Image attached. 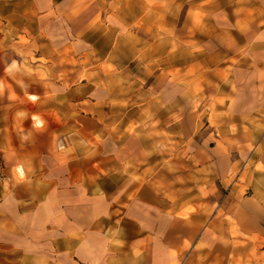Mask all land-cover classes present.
<instances>
[{
  "label": "rangeland",
  "instance_id": "374dc122",
  "mask_svg": "<svg viewBox=\"0 0 264 264\" xmlns=\"http://www.w3.org/2000/svg\"><path fill=\"white\" fill-rule=\"evenodd\" d=\"M93 1L0 0V264H77L71 238L133 264L145 234L154 264H264V209L246 198L264 170L249 136L264 127V11L199 0L184 42L175 10V57L122 42L101 58L111 43L84 39Z\"/></svg>",
  "mask_w": 264,
  "mask_h": 264
},
{
  "label": "crops",
  "instance_id": "0c3cea01",
  "mask_svg": "<svg viewBox=\"0 0 264 264\" xmlns=\"http://www.w3.org/2000/svg\"><path fill=\"white\" fill-rule=\"evenodd\" d=\"M195 2H190V0H94L92 3L87 2L84 8L91 9L96 13L93 12L92 14L94 23L86 25L84 39L91 43L101 41L111 43L107 51L97 49L95 55L101 58L118 56V52L121 50L118 43L122 42L135 43L134 50L130 49L133 53L127 55L128 57L140 59L173 58L175 57L173 43L175 41L174 30L177 19L175 10L179 12L182 10L187 11L186 17L181 21V41L184 42L186 41L184 38L186 35L184 34H187L185 26L190 25L189 11L197 7L200 10L209 8V6L205 7V5H201L199 0ZM73 8L77 9V7L71 5L70 9ZM212 8L221 11H251L252 13L249 17H253V11H264V0H215ZM103 24L108 25L109 35L100 34L98 28ZM131 27H135V30H131ZM157 43H160V47ZM262 101L264 102V99ZM219 111L222 110H218L217 108V112ZM166 112L168 116V111ZM219 113L221 116V112ZM249 136L252 138L262 137L264 139V127L259 130H252ZM188 160L190 162V156H188ZM191 160L200 164V155L193 152ZM257 161V159L254 160L255 163ZM130 162L135 164L137 163V159H128L124 163L130 164ZM202 163L204 164V162ZM247 179L248 183L246 186L249 193L246 198L255 200L264 209V170L256 169L254 164L247 174ZM126 184L127 182L125 181L123 185ZM128 185L133 187L139 186L135 181H132ZM157 185L156 181L149 180L141 184L138 189L149 192L157 200L160 196L154 189ZM76 229L77 227H71V230H75V232H77ZM71 242V249L73 250L71 257L77 264H94L93 258L95 257L97 259L101 257L102 261L105 260L107 264H111L121 254L118 248L109 244V241L102 245L100 244V246L97 245L96 248L88 240L80 245L77 239L71 238ZM150 243L151 239L145 234L141 237L139 243L132 246L133 248H140L141 252L134 256L133 251L126 250L125 254L129 258L132 257L133 264H154L153 257L155 251ZM94 251L97 254L94 255ZM105 252H107V255H105ZM201 263L202 261L197 259V264ZM167 264L171 263L167 261ZM184 264H195V259H188V262Z\"/></svg>",
  "mask_w": 264,
  "mask_h": 264
},
{
  "label": "snow or ice",
  "instance_id": "6c2138e0",
  "mask_svg": "<svg viewBox=\"0 0 264 264\" xmlns=\"http://www.w3.org/2000/svg\"><path fill=\"white\" fill-rule=\"evenodd\" d=\"M32 99H33V100H35V99H36V97H35V96H33V97H32Z\"/></svg>",
  "mask_w": 264,
  "mask_h": 264
}]
</instances>
